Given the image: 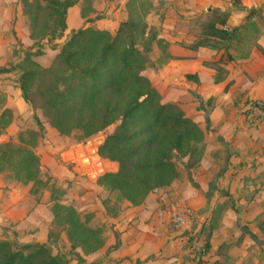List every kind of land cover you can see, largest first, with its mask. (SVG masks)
I'll return each instance as SVG.
<instances>
[{
    "label": "crops",
    "instance_id": "crops-1",
    "mask_svg": "<svg viewBox=\"0 0 264 264\" xmlns=\"http://www.w3.org/2000/svg\"><path fill=\"white\" fill-rule=\"evenodd\" d=\"M128 1L79 0L67 11L60 46L84 27L118 32L128 20ZM234 1L153 0L154 10L147 16L149 30L159 42L148 54L143 75L163 104L179 106L205 136L200 164L189 169L188 160H183L171 186L151 193L137 207L120 201L116 193L99 185L102 176L118 171L117 163L98 154L104 140L96 144L94 137L71 143L70 137L46 129L35 149L42 174L61 190L62 204L104 230V246L88 256L78 249L75 254L80 260L56 250L60 242L71 247L62 233L52 248L69 264H194L188 239L204 223H213L215 230L203 264L256 261L249 234L256 235L258 229L247 227L264 218V0H240L238 8L233 7ZM214 10L231 12L227 30L253 22L259 31L247 46L233 42L229 52L234 61L227 60L225 50L192 48ZM24 20L18 0H0V122L9 119L7 113L12 115L8 125L0 123V146L5 145L1 137H16L35 114L23 99L17 71L10 66L17 61L14 50L19 36L14 23L21 26ZM243 52L249 56L243 58ZM254 102L263 106L258 119L246 114ZM31 190V184L0 173V241L51 244L55 201L50 191L38 196ZM227 197L232 206L220 208ZM176 215H187L178 229L171 223Z\"/></svg>",
    "mask_w": 264,
    "mask_h": 264
},
{
    "label": "trees",
    "instance_id": "trees-1",
    "mask_svg": "<svg viewBox=\"0 0 264 264\" xmlns=\"http://www.w3.org/2000/svg\"><path fill=\"white\" fill-rule=\"evenodd\" d=\"M39 1L47 3L48 7L36 1L20 0L23 14L31 21L30 38L36 41L34 46L45 40L62 39L67 28V11L79 0ZM239 5L240 0H235L233 7ZM153 10V0H129L128 20L121 24L118 32L95 27L73 32L58 47L55 63L49 68H41L32 61V57L41 53L27 52L18 79L25 102L34 112H42L50 127L63 137L80 132L82 140L87 141L115 126L114 132L106 136L99 147L98 154L117 163L118 171L102 176L99 185L116 193L120 201L136 207L151 193L171 186L179 177L178 165L183 160H188L189 169L197 167L205 151V136L199 125L179 106L163 104L158 91L143 75L149 64L148 54L159 42L157 34L149 30L147 24V16ZM230 15V11L214 10L193 50H225L227 60L234 61L235 57L229 52L233 42L246 41L251 32L258 36L259 31L253 22L232 31L225 29ZM248 56L243 52V58ZM217 71L222 73L220 67ZM256 104L248 105V116ZM6 116L9 119L0 122L3 127L11 122V113ZM41 135V132L27 131L19 136V144L0 146V173L8 172L15 181L31 184L33 195L50 191L55 201L54 224L60 231L50 233V245L21 246L0 241V264H69L64 255L53 253L52 246L62 233L66 234L74 253L80 249L88 256L105 244L103 228L91 226L89 218L62 204L61 190L51 186L48 177L43 176L41 158L35 151ZM214 230L213 223H204L189 235L188 249L196 242L203 244V251L193 259L194 264H202V259L208 255Z\"/></svg>",
    "mask_w": 264,
    "mask_h": 264
},
{
    "label": "rangeland",
    "instance_id": "rangeland-1",
    "mask_svg": "<svg viewBox=\"0 0 264 264\" xmlns=\"http://www.w3.org/2000/svg\"><path fill=\"white\" fill-rule=\"evenodd\" d=\"M33 3L36 2H40V5H42L43 7H48L47 3H44L42 1L39 0H31ZM18 3L21 4L20 0H18ZM21 9L23 12V6L21 4ZM24 22L21 24V26H19L17 24V21L14 23V26L16 27V29H18V36L16 38V44H15V50H14V58L17 59L16 62H12L11 63V67H13V69L15 71H17V78L16 81H18V79L20 78V76L22 75V70L20 69L21 65H23L24 63V59H25V54L27 52L32 53V54H36V53H41L40 55H36L34 57H32V61L37 64L38 66H40L41 68H49L51 67L56 60V56L58 54V47H60V42H48V40H45L43 42H41L40 45L38 46H34L36 41L31 40L30 36H31V21L29 20V18L24 15ZM45 16L41 17V20H43L45 22ZM26 32V34H25ZM255 37V34L253 32L249 33L248 36H246V41H243V44L245 46H247L248 44L252 43V39ZM23 67H25V69L28 68V65H24ZM24 70V69H23ZM1 99H0V105H1ZM46 129H52L48 123V121L46 120V118L43 116L42 112H35L34 117L29 118L28 123L26 124V126L24 128H22V130L20 129L17 132V136L16 137H1L3 142V144L8 143L9 141H11V143L13 144H19V136L27 131H36V132H41V137L44 136V134H47L48 132L46 131ZM115 130V126L110 127L108 130H106L104 133L97 135L96 136V144L99 143L100 140H104L106 138V136L112 134ZM71 138V143L75 142H81L83 141L82 139V134L80 132H77L75 134H73ZM42 139V138H41ZM40 139V140H41ZM101 168V167H100ZM178 168L181 169V165H178ZM100 172H102L100 170ZM43 176L45 177V173L43 174ZM45 194V191L43 192ZM43 193H39L38 196H40ZM116 197H114L113 199H115ZM215 203V202H214ZM213 203V204H214ZM232 206V199L231 197H227V200L225 201V203L220 206V208H229ZM252 225V226H251ZM263 225V228L260 226ZM251 226V227H250ZM55 231L54 233L56 234L58 231H60V229L55 226ZM252 228V229H250ZM258 229L257 234L254 235V233H250L249 236H253V237H249L251 239V251L253 252L255 250L256 253V261L253 262L252 264H264V218L260 219L259 221H257L256 224H249L247 229L248 231H253L254 229ZM247 234V233H245ZM248 236V235H246ZM57 251H60L62 253H64V255H66L67 257H71L72 260L74 258H77V255L71 251V247L70 248H66L63 246V244L60 242L58 243L57 247H56ZM53 253L56 254V251L53 250Z\"/></svg>",
    "mask_w": 264,
    "mask_h": 264
},
{
    "label": "built area",
    "instance_id": "built-area-1",
    "mask_svg": "<svg viewBox=\"0 0 264 264\" xmlns=\"http://www.w3.org/2000/svg\"><path fill=\"white\" fill-rule=\"evenodd\" d=\"M260 103L256 104L255 106L251 107V116H256L258 117L259 115H261V109H260ZM187 219V215H176L172 218V225L174 229H178L180 228L186 221ZM203 251V244L201 241L196 242L194 244V246L191 249L192 252V259H194L196 257L197 254L201 253ZM204 259V258H203ZM202 259V261H203ZM196 261H199V259H197ZM203 264V263H202Z\"/></svg>",
    "mask_w": 264,
    "mask_h": 264
}]
</instances>
